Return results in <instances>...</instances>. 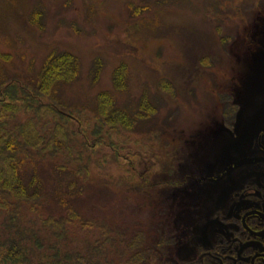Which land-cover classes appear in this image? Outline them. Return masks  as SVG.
Here are the masks:
<instances>
[{"label": "rangeland", "instance_id": "rangeland-1", "mask_svg": "<svg viewBox=\"0 0 264 264\" xmlns=\"http://www.w3.org/2000/svg\"><path fill=\"white\" fill-rule=\"evenodd\" d=\"M62 52L79 61L77 77L58 88L75 120L65 125L92 149L85 154L92 178L129 186L125 199L134 214L143 210L135 198L144 178L163 177L162 187L198 193V181L221 175L225 160L241 150L245 113H264L256 107L264 97V0H0V83H36L46 58ZM122 63L127 87L119 92L113 73ZM3 91L0 111L20 109L11 125L33 117L21 96L13 100ZM103 91L134 111L146 94L155 115L138 121L133 133L94 140L96 97ZM168 160L180 168L171 177L164 176ZM89 205L77 201L83 214L111 213ZM144 212L147 218L151 211ZM5 214L0 209V222ZM101 232L73 221L69 245H94ZM54 242L48 237L47 244Z\"/></svg>", "mask_w": 264, "mask_h": 264}, {"label": "trees", "instance_id": "trees-1", "mask_svg": "<svg viewBox=\"0 0 264 264\" xmlns=\"http://www.w3.org/2000/svg\"><path fill=\"white\" fill-rule=\"evenodd\" d=\"M78 71L77 57L54 53L44 61L36 83H0L6 97L17 100L21 96L34 114L25 123L11 125L10 119L20 109L0 111V209L7 212L0 222V264H162L178 224L171 217L181 207H195L194 200L167 184L160 186L163 177L144 178L135 198V207L143 210L134 214L125 199L130 189L127 184L92 178L90 160L85 159L92 149L87 141L78 140L75 128L65 125L75 120L58 93L60 85L73 81ZM127 76L128 66L122 63L113 73L119 92L126 89ZM42 98L51 104L43 105ZM94 114L91 136L101 141L105 135L133 133L138 121L155 115V107L144 94L137 111L125 109L112 92L103 91L96 97ZM112 145L117 146L115 142ZM177 171L180 168L175 160H168L164 176ZM57 174L64 178L52 180ZM77 201L91 202L88 208L94 211L104 207L121 215L89 216L78 209ZM182 201L190 204L182 206ZM27 205L31 214L25 211ZM145 209L151 211L147 218ZM73 221L101 229L94 245L88 242L81 249L70 247L68 224ZM42 233L46 239L41 238ZM48 237L55 239L54 244H47Z\"/></svg>", "mask_w": 264, "mask_h": 264}, {"label": "flooded vegetation", "instance_id": "flooded-vegetation-1", "mask_svg": "<svg viewBox=\"0 0 264 264\" xmlns=\"http://www.w3.org/2000/svg\"><path fill=\"white\" fill-rule=\"evenodd\" d=\"M260 98L256 107L264 108ZM255 115L245 113L241 150L225 160L223 173L199 180L198 193L184 188L195 207L171 217L178 224L162 264H264V113Z\"/></svg>", "mask_w": 264, "mask_h": 264}]
</instances>
